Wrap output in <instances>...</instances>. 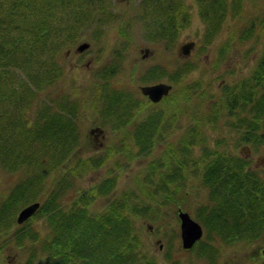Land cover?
I'll use <instances>...</instances> for the list:
<instances>
[{"label": "rangeland", "instance_id": "obj_1", "mask_svg": "<svg viewBox=\"0 0 264 264\" xmlns=\"http://www.w3.org/2000/svg\"><path fill=\"white\" fill-rule=\"evenodd\" d=\"M200 1L201 6L196 0H185L189 19L173 37L162 34L166 28L165 16L142 13L143 0H133L135 5L132 3L126 8L123 4L115 9L116 16L107 18L112 23L102 25L103 21L100 25L97 20L103 17L96 16L93 28L88 23L79 25V14L76 19L63 14L55 19L61 31L50 30L44 37H38L31 50L14 44L19 36L35 38L24 30L20 34L26 22L0 16V46L5 47L0 49V113L3 112L0 125L8 127L3 130L0 126V207L7 197L6 207L9 202H15L3 214L4 225L0 221V243L3 244L0 264H42L40 257L48 252L45 246L52 240L47 234L51 225L43 216L18 225L16 217L23 206L37 199L45 201L58 196L57 201L66 209L74 197L100 184L111 174L110 170L118 174L117 185L114 192L96 195L90 203L92 213L101 211L124 193L137 191L141 195L138 190L146 183L138 180V175L143 179L149 176L156 191L157 196L147 201L144 195L135 196L143 205L154 202L152 206L147 205L151 208V218H145L146 214L137 218L144 241L139 252L141 262L143 257L155 258L158 264H255L264 259V244L238 239L226 242L206 223L209 216L206 203L212 198V189L204 178L208 162L217 155L246 157L250 168L261 167L264 175V147L255 151L243 143L241 128H237L239 116L245 117L248 111L237 105L239 113L217 119L208 116L223 99L227 100L224 102L227 107L230 99L235 100L246 89H260L253 75L264 60V0H226L225 19L216 31L210 29L214 22L212 12L204 8L205 1ZM42 5L41 2L40 23L45 25ZM62 8L66 7L62 5ZM203 11L208 12L207 16H203ZM35 24H39L38 20ZM160 28L162 32L158 33ZM53 33L55 43L50 41ZM85 39L91 41V48L83 53L82 61L76 62L72 55L64 64L54 61ZM190 40L196 42L195 48L184 57L181 45ZM54 45L57 54H54ZM145 47H149V52L143 58L145 52L141 49ZM55 62L59 69H66L61 83L52 80L57 71ZM100 71L103 74L96 76ZM179 73H186L178 82L179 113L174 111L176 106L167 107V102L155 105L142 96L139 86L159 80L174 84L171 96H176L171 78ZM123 87L133 96L135 105L128 104L129 99L115 106L113 113L107 111L109 92ZM75 105L76 111L65 108ZM5 112L10 116L18 114L13 128ZM77 124V139L66 143L67 135L76 133L72 128L75 125L77 128ZM139 127H145L144 135L151 138V141L148 136L144 138L145 146L139 143ZM195 129L199 139L191 143ZM94 133L99 139H95ZM184 139H190L187 142L193 145L185 149ZM70 143V149L65 151ZM209 146L213 151L205 154ZM144 148L147 149L140 150ZM105 157L107 162H103ZM83 159L85 162L92 159L96 165L87 164L73 175L71 170L80 167ZM179 159L182 163L191 160L195 164L189 163L187 169L180 166L182 173H191L189 178L179 177V171L169 173L179 167ZM152 163L159 168L151 176ZM67 175L71 181L69 190H64ZM24 181L32 185L26 183L24 187H30L24 196L17 198ZM172 181L176 185H170ZM158 182L164 188H158ZM178 184L182 187L176 200L178 191L169 188ZM178 203L204 228L202 239L191 251L182 247ZM2 213L0 209V216Z\"/></svg>", "mask_w": 264, "mask_h": 264}, {"label": "trees", "instance_id": "obj_2", "mask_svg": "<svg viewBox=\"0 0 264 264\" xmlns=\"http://www.w3.org/2000/svg\"><path fill=\"white\" fill-rule=\"evenodd\" d=\"M203 1H205L204 8L213 14L214 22L210 29L215 30L225 19L226 0ZM200 2V0H196L199 6L203 3ZM161 8L162 11L158 15L165 16L167 24H164L166 25L165 31L162 32L160 28L158 33L162 32L168 38L173 37L178 34V30L180 31L189 19L190 13L186 2L185 0H168L165 5L164 3L159 5L158 9ZM207 13L203 11V16ZM8 20L23 22L22 19L17 21L16 17ZM22 31L20 34H22ZM24 33L30 34L31 32L24 29ZM15 42L24 44L28 41L25 40V36H19ZM0 48L4 49L5 47L0 46ZM8 52L11 51H6V53ZM185 75L186 73L172 75L171 81L175 83L177 95L165 97L162 103L166 104L167 102V107L176 106L174 111L178 113L179 100H176L180 96L178 82ZM154 76L155 74L151 76V79ZM253 81L260 87V89H257L259 91L246 89L247 91L245 90L242 94L237 95L235 100L230 99L227 107H225L227 100L223 99L221 103L224 104L223 107L218 104L213 108V113L209 112L208 116L209 119H213L215 116V119L230 116L232 112L239 113L236 112V108L237 105H241L243 110L248 111L245 117L244 115L239 116L237 121V128H241L242 142L250 145L255 151H259L264 147L263 59L254 71ZM187 85H184L185 89H188ZM127 93L124 87L119 90H111L108 94L107 111L113 113L115 106L122 105L129 99L128 104L135 105V99ZM138 129L139 143L145 146L147 141L144 138L148 136L150 141L151 138L149 135H144L145 127H139ZM196 130H194V136L191 137V143L199 139V132ZM149 140L148 142H150ZM187 141L190 142V139L183 140L185 149L193 145L188 144ZM209 148H205V154L213 151L211 146ZM146 149L140 150L144 151ZM188 153L190 152L187 151ZM106 157L103 162H107ZM84 160L81 161L80 167L71 170L73 175H77L81 168L87 167V164L91 166L95 164L92 159L88 162ZM181 161L179 159V166L184 165L187 169V164ZM188 162H191V160ZM208 163L204 178L205 183L212 189V198L206 203L209 210L207 211L209 216L206 223L218 231L226 242L238 239L248 243L264 244V175L261 173V167L250 168L248 159L241 156L229 158L217 155L212 157ZM116 164L117 169L119 162ZM154 169H158V165L155 166L152 163V167L149 168L151 176ZM110 173L100 184L95 185L88 192H83L82 195L79 194L74 197L66 209L65 206L61 207L56 199L49 200L40 209L38 214L47 218L46 222L51 225L50 232L47 231V234L49 233L48 238L52 236L51 242H48L45 246L48 252L40 257L42 264H158V261L151 257H143V262H141V256L139 255L140 250L144 247V241L142 228L137 224V218L145 214L147 215L144 216L145 218H151L150 206L154 202L150 201L149 204L143 205L136 200L135 196L142 197L144 195L145 201L154 199L157 196L152 184H148L149 176H146L145 179L141 175L137 176L138 180L148 184V186L144 184L143 189L138 190L142 192L141 195L137 191L134 192L135 195L133 192L124 193L121 197L110 201L101 211L91 212L90 203L96 198V195H106L109 192H114L118 174H115L113 170H110ZM162 174H165V172H162ZM183 175L189 178L191 173L183 172ZM221 180L223 181L221 182ZM181 187L179 186V189ZM179 189L175 190L178 191ZM91 193L92 195H90ZM177 194L176 200L179 199V191ZM33 235L37 237L35 232ZM255 264H264V259Z\"/></svg>", "mask_w": 264, "mask_h": 264}, {"label": "flooded vegetation", "instance_id": "obj_3", "mask_svg": "<svg viewBox=\"0 0 264 264\" xmlns=\"http://www.w3.org/2000/svg\"><path fill=\"white\" fill-rule=\"evenodd\" d=\"M44 3H46L48 7V16L51 18L57 19V16L59 14L58 7H61L62 5H70L74 8H78L80 10L81 16L80 20L81 23H88V27H95L92 24H95V17L100 16L103 17V19L97 20L100 23H102L103 20H108L107 18H114L116 16V11L115 9L119 5H126L127 7H130L131 4L135 5L136 2H133V0H42ZM132 1V2H131ZM166 0H143V7H142V12H146L147 14H150L152 12H155L157 14L161 13L162 8H159V5L161 3H164L165 5ZM39 4L40 0H0V16H2L3 19H10L12 17H16L17 21H20L21 19L26 22L25 28H20L21 29H27L30 30L32 33L33 37H36L35 32H38V30L43 27V25H36L35 20H38L39 18ZM133 8V7H132ZM132 8L129 9V11L132 10ZM58 13V14H57ZM115 14V15H114ZM114 15V16H113ZM8 17V18H7ZM50 20V18H49ZM48 20V21H49ZM101 25V24H100ZM86 27V26H85ZM16 28H19L16 26ZM57 28L53 26V29ZM59 29V28H58ZM83 30L81 31V33ZM84 33V32H83ZM26 38V37H25ZM81 39V38H80ZM87 42L90 43L89 49L91 48V41L85 39ZM28 43V45H26ZM36 41L34 39H29L28 42L24 43V48L31 50L32 47ZM21 44V43H19ZM74 44L72 47H70L67 50L66 56L65 57H59L62 59L58 60H63L62 62H66V60L69 58L70 55H72V58L76 61L79 62V60H83L84 57L82 56L83 53L87 52L88 50L84 52H77ZM74 48V52H72ZM99 73L96 75L98 76ZM5 114V113H4ZM3 115V112L0 113V116ZM92 131V129H91ZM93 132V131H92ZM95 139H99V135L94 133ZM103 143V141H101ZM38 201V200H36ZM1 249V247H0ZM2 250H0V253Z\"/></svg>", "mask_w": 264, "mask_h": 264}, {"label": "water", "instance_id": "obj_4", "mask_svg": "<svg viewBox=\"0 0 264 264\" xmlns=\"http://www.w3.org/2000/svg\"><path fill=\"white\" fill-rule=\"evenodd\" d=\"M88 44H82L79 46L78 50H84ZM195 46L194 41L186 42L181 46V53L184 56L190 55L192 49ZM145 54H143V58L147 57L149 49L146 48L143 50ZM141 92L148 96L150 100L153 102H159L163 99L164 96L168 95L173 88V85L167 82H158L154 84L142 85ZM40 203L35 202L32 203L25 208H23L18 215V222L22 223L27 220L30 216H32L35 211L39 208ZM179 218H180V226H181V237H182V245L185 249H191L194 244L202 237L203 228L202 225L192 218L188 211L179 207Z\"/></svg>", "mask_w": 264, "mask_h": 264}]
</instances>
